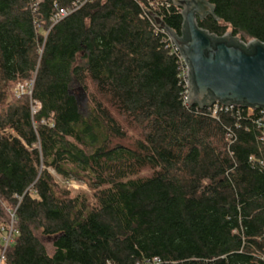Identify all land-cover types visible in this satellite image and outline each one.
Here are the masks:
<instances>
[{
    "label": "trees",
    "instance_id": "1",
    "mask_svg": "<svg viewBox=\"0 0 264 264\" xmlns=\"http://www.w3.org/2000/svg\"><path fill=\"white\" fill-rule=\"evenodd\" d=\"M207 1L203 30L264 45V0ZM152 13L182 36L172 0H0L5 264H264V113L187 104Z\"/></svg>",
    "mask_w": 264,
    "mask_h": 264
},
{
    "label": "water",
    "instance_id": "2",
    "mask_svg": "<svg viewBox=\"0 0 264 264\" xmlns=\"http://www.w3.org/2000/svg\"><path fill=\"white\" fill-rule=\"evenodd\" d=\"M182 10V36L169 30L156 14L189 67V103L201 109L217 103L264 111V45L245 44L229 33L223 38L203 30L199 20L214 16L207 0H172Z\"/></svg>",
    "mask_w": 264,
    "mask_h": 264
},
{
    "label": "built area",
    "instance_id": "3",
    "mask_svg": "<svg viewBox=\"0 0 264 264\" xmlns=\"http://www.w3.org/2000/svg\"><path fill=\"white\" fill-rule=\"evenodd\" d=\"M68 15V12L65 10H60V12L57 14V16H55L54 18V22L58 23L59 21H61L62 19H64L66 16ZM171 42L175 48V51L179 53L180 55V60L182 61L183 64V77L185 78V84H186V88H187V92H186V97H185V101L187 104L190 105L189 103V96H190V88H189V67L187 66L184 58L181 56L179 50L177 49V47L175 46V44L173 43L172 39ZM245 44H249V43H245ZM22 94L25 93L24 89L21 92ZM237 107L234 106H224L220 103H217L213 106V112L214 115H217L218 112L223 111V110H231ZM264 113V111H263ZM260 122L262 123V126L264 128V117L263 119L260 120ZM263 140H264V136H263ZM12 218L14 219V215H12ZM13 228H11L10 232L7 234V236L3 239L4 243H5V248L4 251L0 254V264H5V253H6V249L8 247V245L12 242V237H13ZM138 264H163V261L160 258H153V259H147L144 260L143 262H140Z\"/></svg>",
    "mask_w": 264,
    "mask_h": 264
},
{
    "label": "rangeland",
    "instance_id": "4",
    "mask_svg": "<svg viewBox=\"0 0 264 264\" xmlns=\"http://www.w3.org/2000/svg\"><path fill=\"white\" fill-rule=\"evenodd\" d=\"M229 33L231 34V30L228 31V34ZM237 38L241 39L240 37H237ZM247 43H250V41H248ZM22 90H23V86L17 85L14 93L16 95L22 94L21 93ZM26 90H27V88H26ZM26 90H24V91H26ZM76 96L79 100L81 111L83 112V114H86V112L90 106L89 99H88L87 95L83 92H77ZM57 180L62 186H67L69 189H71L73 196H76L78 194H86L92 199L93 192L87 187V185L85 183L77 182L74 180H72L70 182H65L64 180H62L59 177H57ZM38 236H39L40 240L42 241V243L45 245L48 253L53 254V252H54V248H53L54 240L49 239V238H44L39 234H38Z\"/></svg>",
    "mask_w": 264,
    "mask_h": 264
}]
</instances>
